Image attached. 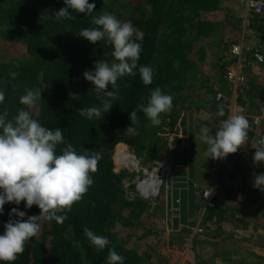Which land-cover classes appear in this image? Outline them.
<instances>
[{"label":"trees","instance_id":"obj_1","mask_svg":"<svg viewBox=\"0 0 264 264\" xmlns=\"http://www.w3.org/2000/svg\"><path fill=\"white\" fill-rule=\"evenodd\" d=\"M179 1L136 0L132 5H116L117 13L109 5L104 8L103 0H89L95 4L93 13L83 15L72 12L73 19H56L54 13L64 6L63 0H35L36 8L32 3L19 16H14L11 13L19 9L16 6L13 12L4 15L9 23L23 22V25L12 28L8 38L24 43L30 58L22 63L0 60V89L5 93L0 111L7 110L11 119L18 109L25 107L19 103L25 88L40 92L41 99L27 109L31 115L32 108L39 112L32 115L33 118L49 129L61 128L65 143L71 144L78 153L89 150L102 157L97 171L92 174L94 182L82 199L74 203L70 210L59 213L67 218L62 223L45 221L42 234L33 240L30 247L26 248L25 245L24 252L27 251V257L30 256V263L28 259H23V252L13 264H106L109 249H114L124 258V264H129L130 259L137 255L115 241L108 243L102 251H97L85 238L82 228L87 227L97 235L104 236L111 227L109 218L112 205L119 203L121 208L130 204L121 195L117 196L120 190L111 182L113 172L108 155L114 136H118L130 124L128 113L142 102V95L170 82L173 75H181L193 67V61L187 55L191 46L181 40L185 30L180 12L187 9ZM201 1L198 5L201 11L214 10V7L210 8L209 0ZM118 7L126 10L124 15ZM35 9L42 15L36 16ZM128 10L131 11L129 15ZM104 12L113 14L121 22L133 24L137 30L134 38L138 35V42L142 45L138 65L150 66L154 73L149 85L142 83L138 72L135 76L118 79L119 91L109 112L100 118L88 120L79 116L78 110L100 106L102 101L97 93L91 91L93 86L84 80L82 73L91 70L96 60L111 62L112 48L103 40L90 44L79 38V32L82 28L93 27L90 23L92 16ZM48 26L52 30L58 29L61 34L49 32ZM10 72H18L15 79L11 78ZM69 93L79 94L78 100H71ZM108 118L113 122L109 123ZM64 146L58 145L57 152ZM13 207L17 206L4 205V215H0V233ZM18 207L25 210L23 201ZM25 211V218L39 214L35 205ZM47 238L51 247L48 255L44 256Z\"/></svg>","mask_w":264,"mask_h":264},{"label":"rangeland","instance_id":"obj_2","mask_svg":"<svg viewBox=\"0 0 264 264\" xmlns=\"http://www.w3.org/2000/svg\"><path fill=\"white\" fill-rule=\"evenodd\" d=\"M135 1L103 0V6L106 8L109 5L108 7L115 8L118 13L116 5H132ZM180 1L183 8L189 11L188 14L187 11L180 12L184 19L182 27L185 30L181 40L191 46L187 55L193 61V67L181 75H173L170 82L158 86L163 93L173 98V107L169 112L161 114L162 122L159 126H153L140 110V106L147 103L151 92L148 91L141 96L142 102L134 107L137 113V123L133 125L136 129L135 134H127L124 127L118 136H114L115 139L108 150L113 172L111 182L120 190L117 196L121 195L130 204L121 208L119 203L112 205L109 218L111 227L103 237L108 243L115 241L129 249L131 253L137 254L136 258L130 259L129 264H164L165 256L171 253L168 249L176 250L185 246L191 229L178 230V226L182 224L193 226L198 217L204 216L206 210L202 206L203 200L201 202L199 198L204 188L195 186L190 173L195 168L202 176L207 177L205 174L214 171L215 167V160L206 159L204 155L207 146L199 138V128L205 124L213 128L223 118L217 115L221 108L215 102L213 89L210 96L203 91V83L206 82L204 76L210 77L211 70L215 73L225 70L226 64L224 65L223 61L225 58L227 61L230 59L227 57V46L218 47L219 43L216 42L227 32L231 37L226 39L230 41L232 34L236 33L230 26L231 23L236 25L237 22L238 29L239 17L238 14L230 15V10L231 5H235L239 7L237 10L240 13L241 0H209L210 8L214 7V10L210 11L200 10L198 5L201 4V0ZM173 2L176 3L178 0ZM32 3L36 8L35 0H0V42H3L0 43V50L3 51L0 60L22 63L30 58L24 43L8 38L12 28L23 25V22L18 20L9 23L4 15L13 12V8L17 6L19 9L11 14L19 16ZM118 9L123 15L126 12L122 7ZM37 11L35 9L36 16H41L42 14ZM130 13L128 10L127 15ZM47 29L49 32L54 31V34H61L58 29L52 30L51 26ZM159 39H162L160 34ZM232 44L234 42L228 45V49ZM212 83L216 84V81ZM220 83L218 84L220 88L228 90V85ZM38 113L32 108V115ZM108 120L109 123L113 122L109 118ZM157 162H162L164 170L155 168ZM144 168L151 171L153 177L161 180L158 194L155 196L142 197L135 189L137 181L142 178ZM154 180L153 178L152 181ZM39 223L40 231L25 244L26 248L42 234L45 221ZM189 242L190 238L188 244ZM50 247L47 238L44 256L48 255ZM77 247L80 252L78 245ZM26 253L27 251L23 253L25 256L23 259H28L30 263V256L27 257Z\"/></svg>","mask_w":264,"mask_h":264},{"label":"clouds","instance_id":"obj_3","mask_svg":"<svg viewBox=\"0 0 264 264\" xmlns=\"http://www.w3.org/2000/svg\"><path fill=\"white\" fill-rule=\"evenodd\" d=\"M63 7L54 13L56 19H73L72 12L88 15L93 13L94 3L89 0H63ZM93 27L82 28L79 38L90 44L104 41L112 48V61L96 60L91 70L82 73L85 81L93 87L91 91L101 98L100 106L84 107L78 110L79 116L91 120L100 118L111 109L119 88L117 81L125 76H135L138 72L144 85L152 83L154 69L147 65H138L142 45L137 30L131 22H121L113 14L104 12L92 16ZM15 79L18 72H10ZM71 100L77 101L79 94L69 93ZM40 92L25 88L19 97V103L25 107L17 110L9 119L7 110L0 111V215H4L6 203L16 205L9 210V219L3 224L0 233V264H13L25 249V244L40 231V221L62 223L67 217L59 213L71 209L80 201L93 184L92 174L97 171L101 155L84 150L77 152L71 144H66L63 130L59 127L43 126L33 118L30 111ZM5 100V93L0 89V104ZM172 96L165 94L159 87L150 92L147 103L140 110L153 126L161 124V114L169 112ZM103 115V116H104ZM219 117H225L221 108ZM127 134H135L133 127L137 123L136 111L128 113ZM250 124L242 114H230L219 121L212 133L211 127L201 125L199 138L207 147L204 155L213 160L223 159L236 153L248 139ZM65 146L57 152V146ZM254 149L253 164L264 165V134L251 145ZM253 187L264 192V172L253 175ZM23 201L27 210L35 205L38 215L26 217V211L20 210ZM82 232L97 251H102L108 244L105 237L97 235L87 227ZM106 264H124V258L114 249L108 250Z\"/></svg>","mask_w":264,"mask_h":264},{"label":"crops","instance_id":"obj_4","mask_svg":"<svg viewBox=\"0 0 264 264\" xmlns=\"http://www.w3.org/2000/svg\"><path fill=\"white\" fill-rule=\"evenodd\" d=\"M248 2L249 0H241L240 13L237 10L239 7L231 5L230 15L238 14L239 17L238 29L237 22L236 25L231 23L230 28L236 30L232 39H226L231 37L227 32L216 42L219 43L218 47L227 46V57L230 59L227 61L225 58L223 61L226 64L225 70L235 60L228 49L232 42L242 43L249 49L256 48L264 55V6L259 14H254ZM0 43L3 44L2 41ZM2 54L3 51L0 50V56ZM212 71L210 77L204 76L206 82L203 83V91L208 96L212 89L213 93L222 89L218 85L220 82L227 86L223 78L224 72ZM243 71L250 79V99L253 105L264 98V62H255L247 57L243 62ZM215 81L216 84L212 83ZM253 152L246 144L241 145L236 153L231 154L227 167L218 169L215 160L214 171L205 174L207 177L202 176L195 168L192 169L190 175L195 186L205 189L216 181L219 189L212 195L211 206L204 208V216L198 217L193 224H199L201 231L191 230L190 242L188 244L187 238L183 248L168 249L171 253L165 256L164 264H264V192L253 187V175L264 172V165L253 164ZM199 198L202 202L201 194ZM174 252L176 258L173 259Z\"/></svg>","mask_w":264,"mask_h":264},{"label":"built area","instance_id":"obj_5","mask_svg":"<svg viewBox=\"0 0 264 264\" xmlns=\"http://www.w3.org/2000/svg\"><path fill=\"white\" fill-rule=\"evenodd\" d=\"M248 6L251 8L254 14H259L264 6V0H249ZM230 53L235 57L233 65L227 68L223 73V78L227 82L228 90L218 89L214 93V99L217 105L225 112V117L236 113L244 115L250 124L248 130V139L245 144L254 150L253 145L258 137L264 134V98L251 105V87L250 79L243 71V62L247 57H250L255 62L263 63L264 55L255 49H249L242 43L232 44L229 49ZM219 125V121L214 125L212 133H215V127ZM231 154L227 155L223 159H216L218 169L227 167L230 164ZM157 170H164L162 162H157ZM142 178L136 183V191L142 197H150L158 194L159 185L161 183L160 178L153 177L152 172L147 168L142 169ZM147 177H149L147 179ZM153 178L155 181L152 182ZM157 181V182H156ZM219 189V185L216 181L210 183V185L202 190L201 196L203 198L204 208L211 206V199L213 193ZM201 217V215H200ZM167 226V225H166ZM181 228H190L193 232H200L201 227L199 224L189 226L188 224H182L178 226V230ZM172 229V228H171Z\"/></svg>","mask_w":264,"mask_h":264},{"label":"bare ground","instance_id":"obj_6","mask_svg":"<svg viewBox=\"0 0 264 264\" xmlns=\"http://www.w3.org/2000/svg\"><path fill=\"white\" fill-rule=\"evenodd\" d=\"M133 165L135 166L136 164L135 163H133ZM155 181V180H154ZM153 182V181H152Z\"/></svg>","mask_w":264,"mask_h":264}]
</instances>
